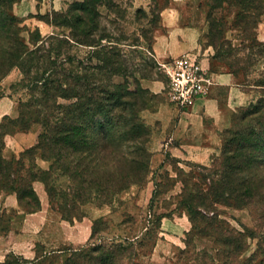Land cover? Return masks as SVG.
Wrapping results in <instances>:
<instances>
[{
  "label": "trees",
  "instance_id": "16d2710c",
  "mask_svg": "<svg viewBox=\"0 0 264 264\" xmlns=\"http://www.w3.org/2000/svg\"><path fill=\"white\" fill-rule=\"evenodd\" d=\"M9 1L0 0V78L17 66L31 99L20 103L15 117L5 115L2 119H10L15 132L28 131L33 124H39L41 131L37 142L20 152L15 163L3 157L4 136L9 132L0 134V190L16 193L19 204L27 212H34L39 209V201L32 182H43L53 204L51 179L65 177L69 191L58 193L63 206L58 209L64 219L73 221L79 218H69L65 207L72 209L75 204L83 205L91 200L110 203L112 195L125 190L147 172L150 129L141 113L147 109L152 95L139 84L121 54L115 52L113 41L109 40L108 47L102 43V39L110 37L98 33L95 0H83L72 8L77 13L71 24L70 39L88 47L82 58L70 53L61 56L60 50L41 53L45 51L43 43L28 50L18 36V21L9 13ZM230 4L236 7V14L255 8L253 0H230ZM135 71L140 73V69ZM229 71L238 76L237 72ZM145 76L141 72V77ZM255 85L263 95L242 114L234 115L231 126L223 131L228 136L223 140L218 164L212 165V174L218 178L217 182L212 178L215 202L232 201L238 207L255 198H264V79ZM37 156L48 162L46 170L35 163ZM26 158L33 161L30 167L25 164ZM197 201L190 198L183 203L193 229L196 215L201 214L195 211L200 207ZM200 221L211 230L218 247L214 256L203 250L195 255L196 260L201 259L203 264H264V239L258 240L251 256L239 262L246 239L253 232L224 229L204 215ZM92 235L93 230L91 238ZM80 248L64 249L62 253L68 254L61 264H119L126 247L112 242L107 247L98 245L85 252ZM94 252L99 253L93 255ZM57 255L35 262L11 255L7 258H15L19 264H44L46 258ZM46 264L54 262L50 259Z\"/></svg>",
  "mask_w": 264,
  "mask_h": 264
},
{
  "label": "rangeland",
  "instance_id": "374dc122",
  "mask_svg": "<svg viewBox=\"0 0 264 264\" xmlns=\"http://www.w3.org/2000/svg\"><path fill=\"white\" fill-rule=\"evenodd\" d=\"M82 1L10 0L9 13L18 21V36L28 50L43 43L45 51L42 50L41 53H56L60 50L61 56L70 53L82 58L88 47L70 39L73 31L71 24L77 13L72 8ZM180 1L187 5L185 24L204 28L197 38L195 53L207 50L213 60L222 62L229 70L237 72L239 83L249 93V103L235 113L242 114L249 104L256 103L263 95L255 84L264 79V0H253L255 8L248 13L239 11L242 14H236V7L230 4V0ZM170 3L171 0L93 1V9L99 13L98 33L110 37L102 39V43L108 47L111 44L109 40L113 41L115 52L121 54L143 88H146L145 83L154 80L165 85L158 93L149 90L151 99L147 109L141 113L146 125L145 115L167 102V78L153 57L151 44L155 31L161 28L162 12ZM146 64L149 66L146 67ZM135 69H140V73ZM141 72L146 76L141 77ZM2 98L12 101L11 116L18 114L20 103L31 99L17 66L11 67L0 78V99ZM10 115L7 116L11 117ZM2 124L0 134L15 132L16 127L10 119L3 118ZM30 130L39 133L41 126L33 124ZM223 131L220 133L221 148L224 138L228 136ZM220 152L212 157L208 165L184 162L178 164L174 157L167 155L164 163L151 166L154 164H151L150 155L145 175L125 190L112 195L110 203L100 204L91 200L83 205L75 204L72 209L65 207V214L69 218H80L87 206H99L107 210V214L94 223L92 238L75 247H81L80 251L85 252L98 245L107 247L112 242L122 243L126 248L121 252L119 264H203L201 259H195V255L206 250L208 255L214 256L218 247L215 238L211 236V230L200 221L204 215L224 229H246L253 232L252 237L246 239L245 251L239 257V262L244 261L254 253L258 240L264 239V198H255L251 203L238 207L232 201L229 204L224 201L215 202L217 200L212 196L211 186L212 178L215 181L218 178L212 174V170L219 162ZM3 157L5 160L13 159L15 163L18 154L3 150ZM32 163V160L25 159V164L29 167ZM46 163L45 170L49 165ZM262 176L264 177V171ZM69 185L65 177L51 179L53 205L57 209L62 206L58 193H68ZM190 198L198 200L197 203L200 204L195 210H199L201 214L196 215L194 229L187 206L183 204ZM170 222L177 223L173 231L166 230ZM183 251L187 253H182ZM98 253L94 252L93 255ZM67 254L48 257L44 264L50 259L54 264H61ZM5 260V264H19L12 257Z\"/></svg>",
  "mask_w": 264,
  "mask_h": 264
},
{
  "label": "crops",
  "instance_id": "0c3cea01",
  "mask_svg": "<svg viewBox=\"0 0 264 264\" xmlns=\"http://www.w3.org/2000/svg\"><path fill=\"white\" fill-rule=\"evenodd\" d=\"M186 6L185 2L171 0L162 12L161 28L155 31L151 44L153 57L162 63L185 53L196 55L213 83L207 94L188 109H180L167 100L145 115L151 128L147 145L154 164L151 166L164 163L167 155L178 164L208 165L221 150L220 133L231 126L237 110L250 101L249 93L224 63L213 60L207 50L195 53L197 38L204 28L185 24ZM145 87L158 93L165 85L154 80L145 83ZM11 112L12 101L0 99V122ZM37 133L29 130L6 134L4 150L19 154L37 142ZM36 164L42 169L47 167L39 157ZM32 188L39 201V209L34 212H27L19 204L16 193L0 190V263L10 255L35 262L83 245L91 238L94 221L107 214L104 207L87 206L79 219L68 221L50 202L42 181L34 180ZM169 224L166 230L173 231L177 223Z\"/></svg>",
  "mask_w": 264,
  "mask_h": 264
},
{
  "label": "built area",
  "instance_id": "2783aa9c",
  "mask_svg": "<svg viewBox=\"0 0 264 264\" xmlns=\"http://www.w3.org/2000/svg\"><path fill=\"white\" fill-rule=\"evenodd\" d=\"M159 65L167 78L166 98L180 109H188L204 97L213 83L196 55L185 53Z\"/></svg>",
  "mask_w": 264,
  "mask_h": 264
}]
</instances>
